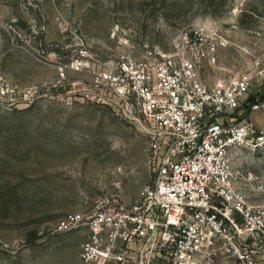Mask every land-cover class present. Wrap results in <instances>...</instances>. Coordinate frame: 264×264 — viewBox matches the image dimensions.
Segmentation results:
<instances>
[{"label":"rangeland","instance_id":"374dc122","mask_svg":"<svg viewBox=\"0 0 264 264\" xmlns=\"http://www.w3.org/2000/svg\"><path fill=\"white\" fill-rule=\"evenodd\" d=\"M205 28L202 48L218 46L199 62L205 82L254 73L264 0H0V264H85L87 230L57 232L66 217L143 198L149 139L95 98V76L125 58L195 57L186 35ZM233 163L239 192L264 206V156Z\"/></svg>","mask_w":264,"mask_h":264},{"label":"built area","instance_id":"2783aa9c","mask_svg":"<svg viewBox=\"0 0 264 264\" xmlns=\"http://www.w3.org/2000/svg\"><path fill=\"white\" fill-rule=\"evenodd\" d=\"M206 31L186 35L195 57L125 58L97 72L95 98L147 136L155 176L136 204L104 200L59 225L87 230L85 264H264V206L248 202L233 173L239 151L264 156V55L251 59L252 75L210 85L199 62L218 46L202 48Z\"/></svg>","mask_w":264,"mask_h":264},{"label":"crops","instance_id":"0c3cea01","mask_svg":"<svg viewBox=\"0 0 264 264\" xmlns=\"http://www.w3.org/2000/svg\"><path fill=\"white\" fill-rule=\"evenodd\" d=\"M257 119H258V121H259V123H260L261 125H264L263 122L260 121V120H261L260 117H257Z\"/></svg>","mask_w":264,"mask_h":264}]
</instances>
